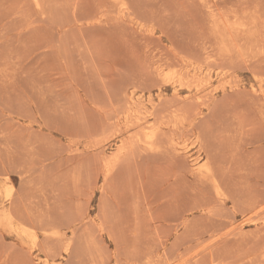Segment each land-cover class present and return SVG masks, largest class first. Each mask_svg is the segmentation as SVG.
I'll list each match as a JSON object with an SVG mask.
<instances>
[{"label": "rangeland", "instance_id": "obj_1", "mask_svg": "<svg viewBox=\"0 0 264 264\" xmlns=\"http://www.w3.org/2000/svg\"><path fill=\"white\" fill-rule=\"evenodd\" d=\"M0 264H264V0H0Z\"/></svg>", "mask_w": 264, "mask_h": 264}, {"label": "bare ground", "instance_id": "obj_2", "mask_svg": "<svg viewBox=\"0 0 264 264\" xmlns=\"http://www.w3.org/2000/svg\"><path fill=\"white\" fill-rule=\"evenodd\" d=\"M113 1H114V0H113ZM213 56H214V55H213ZM191 73H192V72H191ZM133 124H134V123H133ZM138 129H139V128H138ZM132 132H133V131H132ZM137 135H138V134H137ZM144 138H145V137H144ZM146 138H148V137H146ZM146 138H145V139H146ZM127 142H128V141H127ZM145 142H146V140H145ZM148 143H150V142L148 141ZM148 143H147V144H148ZM148 145H149V144H148ZM152 146H153V145H152ZM253 208H254V207H253ZM257 255H258V253H257ZM249 259H250V258H249ZM246 260H248V259H246ZM252 260H253V259H252Z\"/></svg>", "mask_w": 264, "mask_h": 264}]
</instances>
